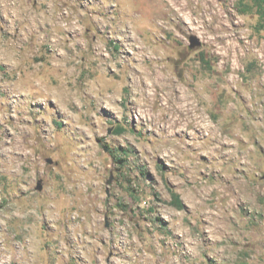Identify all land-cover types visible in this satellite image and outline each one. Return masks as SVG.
<instances>
[{
  "label": "rangeland",
  "instance_id": "obj_1",
  "mask_svg": "<svg viewBox=\"0 0 264 264\" xmlns=\"http://www.w3.org/2000/svg\"><path fill=\"white\" fill-rule=\"evenodd\" d=\"M178 1L0 0V264H264V8Z\"/></svg>",
  "mask_w": 264,
  "mask_h": 264
},
{
  "label": "bare ground",
  "instance_id": "obj_2",
  "mask_svg": "<svg viewBox=\"0 0 264 264\" xmlns=\"http://www.w3.org/2000/svg\"><path fill=\"white\" fill-rule=\"evenodd\" d=\"M168 2H169V5H171L172 6V9H173V11L174 12H177L178 14L179 13H181V10L183 9H181L180 7H179V1L178 0H168ZM205 2L206 3H208V4H210V1L209 0H205ZM171 9V10H172ZM218 14V13H217ZM185 15V14H184ZM182 16V15H181ZM184 17V16H183ZM95 21V20H94ZM96 23H101V24H105L106 23V21L105 20H98V21H95ZM194 42V41H193Z\"/></svg>",
  "mask_w": 264,
  "mask_h": 264
},
{
  "label": "trees",
  "instance_id": "obj_3",
  "mask_svg": "<svg viewBox=\"0 0 264 264\" xmlns=\"http://www.w3.org/2000/svg\"><path fill=\"white\" fill-rule=\"evenodd\" d=\"M257 1L261 7L264 8V0H255ZM172 205L175 206L177 209L181 210L183 208L182 202L177 194H172Z\"/></svg>",
  "mask_w": 264,
  "mask_h": 264
},
{
  "label": "water",
  "instance_id": "obj_4",
  "mask_svg": "<svg viewBox=\"0 0 264 264\" xmlns=\"http://www.w3.org/2000/svg\"><path fill=\"white\" fill-rule=\"evenodd\" d=\"M112 182H113V177L110 176V177L108 178V180L106 181V185L109 186V185L112 184ZM41 189H42L41 184L38 183L37 190H41Z\"/></svg>",
  "mask_w": 264,
  "mask_h": 264
}]
</instances>
